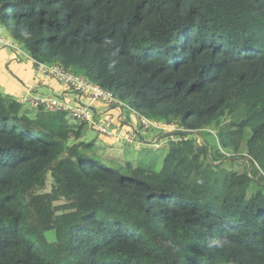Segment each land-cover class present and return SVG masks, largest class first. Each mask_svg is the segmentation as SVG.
Listing matches in <instances>:
<instances>
[{"label": "trees", "instance_id": "1", "mask_svg": "<svg viewBox=\"0 0 264 264\" xmlns=\"http://www.w3.org/2000/svg\"><path fill=\"white\" fill-rule=\"evenodd\" d=\"M0 25L36 62L195 133L118 161L66 113L0 92V264H264V0H0Z\"/></svg>", "mask_w": 264, "mask_h": 264}, {"label": "built area", "instance_id": "2", "mask_svg": "<svg viewBox=\"0 0 264 264\" xmlns=\"http://www.w3.org/2000/svg\"><path fill=\"white\" fill-rule=\"evenodd\" d=\"M5 45L15 49L13 43L5 42ZM18 51L24 53L23 50L18 49ZM30 60L35 66L37 78L48 77L56 80L67 91L75 93L80 99H85L86 105L73 106L63 100L38 96L20 98L19 104L28 105L32 108L43 107L50 113L64 112L70 120L84 124L95 130L98 136L111 142L119 141L125 143L136 150L144 146L158 151L170 140L179 141L176 137L165 138L167 133L179 130L177 125L151 120L131 106L124 104L111 91L59 66H47L33 59ZM94 103H100L107 111L117 109L120 113L117 117L103 114L101 115L103 117L102 120L98 121L97 118H101V116H98L92 110L91 106ZM124 110H127L131 114L130 117L133 118L132 125H127V122L124 120ZM146 134L151 136L149 141L145 142V139L140 140L139 136ZM162 138L164 139L162 140Z\"/></svg>", "mask_w": 264, "mask_h": 264}, {"label": "crops", "instance_id": "3", "mask_svg": "<svg viewBox=\"0 0 264 264\" xmlns=\"http://www.w3.org/2000/svg\"><path fill=\"white\" fill-rule=\"evenodd\" d=\"M0 38H6L4 39L6 42H12V39L9 36L4 37L0 35ZM2 50L3 48H0V92L13 96L17 101H19L20 98L24 97L38 96L56 98L59 100H63L73 106L86 105L85 99H80V97L75 93L67 91L56 80L48 77L37 78L35 75V66L29 59L30 57L25 52L20 53L24 55L29 62L27 66H21V62L16 56L17 54H13V52L11 51V54L9 55L6 52L3 53ZM42 89H45L48 94L52 93V96H45V94H43L44 92L40 91ZM91 107L98 116H101L103 114H113V116L117 117V115H119L120 113V111L117 109L107 111V109L100 103H94ZM124 120L127 122V125H132L133 123V118L131 117L130 120L125 118ZM69 121L73 122L71 120ZM87 138V136H84L83 139L87 140ZM141 138L140 140L145 139V142H148L151 136L149 135V137L147 138V136L144 135L141 136ZM95 140H97L102 145H107L108 142H111L100 136H97ZM143 148L147 147L143 146Z\"/></svg>", "mask_w": 264, "mask_h": 264}, {"label": "rangeland", "instance_id": "4", "mask_svg": "<svg viewBox=\"0 0 264 264\" xmlns=\"http://www.w3.org/2000/svg\"><path fill=\"white\" fill-rule=\"evenodd\" d=\"M0 35L1 36H4V37H7V36H9L10 37V34H8L7 32H5V30L1 27V25H0ZM4 39H6V38H4ZM3 38H0V48H3V53H7V54H11V51L13 52V54H17L16 56L18 57V59L20 60V62H21V66H27L28 65V60L25 58V56L24 55H22L19 51H18V49H13V48H9V47H6V46H4L5 45V40H4ZM9 40V39H8ZM16 47H18L17 45H15ZM12 54V55H13ZM68 70L70 71V72H72V73H74V74H77V75H81V76H83V77H85V75H84V72L83 71H77V70H75V69H73V68H68ZM40 91H42V92H44L43 94H45V96L46 95H48V96H52V93H49L48 94V92L45 90V89H42V90H40ZM39 91V92H40ZM124 104H126V105H128V106H131L132 104L130 103V102H128V101H125L124 102ZM131 104V105H130ZM132 107V106H131ZM133 108V107H132ZM111 116H113V114H110ZM129 115H131L127 110H124V118L125 119H128V120H130V116ZM114 117V116H113ZM102 116H101V118H97V120L98 121H100V120H102ZM80 128H81V126H80ZM80 128L78 127V130L80 131ZM83 129V128H82ZM78 130H77V132H78ZM83 131V130H82ZM86 132H85V136H87L88 138H87V140H85V141H93V140H95L96 139V137L98 136L97 135V132L95 131V130H93V129H91V128H86V130H85ZM193 135H195V134H193ZM193 135H189L190 137L191 136H193ZM146 136H147V138L149 137V134H146ZM194 137V136H193ZM197 137V136H196ZM198 138H200V137H198ZM258 136H256V138H255V140L253 141V143H252V145H251V147H250V153L249 154H247L246 155V157H248L247 159L249 160V161H251V159H252V157H253V155H254V152H255V150H256V148H257V146H258V144H259V141H258ZM77 141L78 140H80L78 137H77V139H76ZM162 140H163V138H162ZM177 140H178V138H177ZM198 140V139H197ZM200 141H201V139H199ZM199 141V142H200ZM106 148H107V150H106V153H105V155L106 156H108L109 158L111 157V158H113V159H116V160H122L123 159V157H122V153L124 152V151H128V153H130V154H132V148L133 147H131V146H129V145H126L125 143H122V142H119V141H115V142H108L107 143V145H106ZM166 148H167V146L166 145H164L160 150H158V151H155V150H153L152 148H150V150H152V151H154V152H157V153H159V151H160V153H162L164 156H165V154H166ZM166 151V152H165ZM164 156H163V158H164ZM162 158V159H163ZM248 161H244V160H241V161H236L235 162V164H234V168H233V177H240L241 179L243 178V172L244 171H246V164L247 165H249V163H247ZM34 201H37V202H34L33 203V205H35L36 207H40L39 209H41V214H44V213H48L49 214V212H48V210H47V205H50L51 204V198L50 197H48V196H44V197H41V198H38V199H34ZM54 207L55 206H53V209H54ZM50 210H51V212L53 213L54 212V214H55V216H60V215H63V213H65V214H69V213H72L73 212V207H71V206H68V207H64V208H59L58 210V212H56V211H53L52 209H51V206H50ZM46 220V222H53V223H50L49 225H50V227H49V229L47 230V232L45 233V235L47 236V238H48V240H50V241H55V240H57V243H59V245L61 246V247H63V245L66 243V237H65V235H66V231H67V229L69 228V226H65V225H62V224H56V223H54L55 222V219H58V217H50V215H47V217L45 218ZM52 229V230H51Z\"/></svg>", "mask_w": 264, "mask_h": 264}, {"label": "water", "instance_id": "5", "mask_svg": "<svg viewBox=\"0 0 264 264\" xmlns=\"http://www.w3.org/2000/svg\"><path fill=\"white\" fill-rule=\"evenodd\" d=\"M183 134H188V135H193V134H195V133H193V132H188V131H178V132H173V133H168V134H166L165 136L167 137V138H169V137H178V136H182ZM140 138H141V136H140ZM142 139V138H141Z\"/></svg>", "mask_w": 264, "mask_h": 264}, {"label": "clouds", "instance_id": "6", "mask_svg": "<svg viewBox=\"0 0 264 264\" xmlns=\"http://www.w3.org/2000/svg\"><path fill=\"white\" fill-rule=\"evenodd\" d=\"M12 42L11 43H13L14 44V47L15 48H17V49H19V50H23L25 53H26V51L23 49V48H21V47H19L16 43H14V41L13 40H11ZM15 45H17L18 47H16ZM6 46V45H5ZM8 47V46H7ZM9 48H11V47H9ZM27 54V53H26ZM29 58V57H28ZM30 59H32V58H30ZM34 60V59H33ZM36 61V60H35ZM18 102V101H17ZM123 102V101H122ZM19 103V102H18ZM22 105V104H21ZM23 106H28V105H23ZM28 107H30V106H28ZM93 110V109H92ZM59 113H61V112H59ZM148 118V117H147ZM68 120H70L69 118H68ZM72 121V120H71ZM73 123H76V122H74L73 121ZM77 124H79V123H77ZM79 125H82V124H79ZM87 128H89L88 126H87ZM178 131H183L182 129H179ZM178 131H176V132H178ZM185 132V131H184ZM168 134V133H167ZM178 137H180V136H178ZM178 137H176V138H178ZM165 138H167L166 136H165ZM170 138H173V137H169V139ZM164 139V138H163ZM147 148H150V147H147Z\"/></svg>", "mask_w": 264, "mask_h": 264}]
</instances>
